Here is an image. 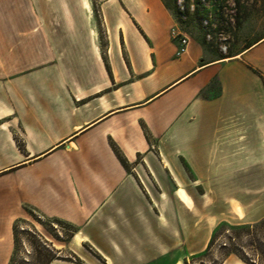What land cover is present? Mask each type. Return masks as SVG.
<instances>
[{"label":"crops","instance_id":"0c3cea01","mask_svg":"<svg viewBox=\"0 0 264 264\" xmlns=\"http://www.w3.org/2000/svg\"><path fill=\"white\" fill-rule=\"evenodd\" d=\"M118 2L120 75L108 71L98 45L89 73H68L63 59L41 72L7 73L0 64V264L10 261L15 220L30 209L73 226L74 238L106 264H164L163 249L178 245V224L157 212L167 202L155 183L162 187L168 177L177 201L192 207L179 162L199 175L222 145L238 143L226 130L260 127L263 110L244 89L247 72L220 75L219 93H204L219 67L240 61L241 71H264V35L208 60L190 38L187 53L176 57L175 18L163 0ZM123 48L138 58L130 63Z\"/></svg>","mask_w":264,"mask_h":264},{"label":"rangeland","instance_id":"374dc122","mask_svg":"<svg viewBox=\"0 0 264 264\" xmlns=\"http://www.w3.org/2000/svg\"><path fill=\"white\" fill-rule=\"evenodd\" d=\"M166 1L178 5L176 12L169 9L175 18L170 35L172 28H178L197 40L206 60L233 55L264 35V0ZM121 10L118 0H0L3 71L41 72L63 59L68 73H89L98 45L108 71L115 68L120 75L115 37ZM122 56L130 63L138 58L124 48ZM238 65L240 61L219 67L204 96L219 93L220 75L247 72L244 89L263 110L260 127L226 130L228 138L238 143L222 145L217 158L197 169L199 175L179 162V182L192 196V207L177 201L168 177H162V187L155 183L157 194L167 202L157 212L165 222L178 224V245L163 249L164 264H247L238 256L241 253L255 264H264V225L253 228L259 230L255 244L244 229L235 228L264 218V71L250 67L241 71ZM140 161L129 163L130 170ZM163 189L168 192L161 193ZM15 222L17 242L8 264H43L52 256L78 264H106L107 259L98 257L81 236L74 238L76 229L64 222L31 209ZM218 223L217 237L209 245Z\"/></svg>","mask_w":264,"mask_h":264},{"label":"trees","instance_id":"16d2710c","mask_svg":"<svg viewBox=\"0 0 264 264\" xmlns=\"http://www.w3.org/2000/svg\"><path fill=\"white\" fill-rule=\"evenodd\" d=\"M163 2H164V4H165V6L168 8V9H170V10H173V11H175L176 12V10H178V5H177V1H176V4L174 5V7H172V6H170L168 3H167V1L166 0H163ZM250 47V46H249ZM112 147H113V149H114V151L116 152V154H117V156L120 158V160L122 161V163H124V164H126L127 162H126V160H125V158L123 157V155H122V152H121V150L120 149H118L117 148V146L114 144V143H112ZM54 220H57V221H60V220H58V219H54ZM62 222V221H61ZM65 223V222H64ZM67 224V223H66ZM69 225V224H68ZM261 225H264V218L263 219H261V220H259V221H257V222H255V223H252V224H250V223H244V224H241V225H236L235 226V228L236 229H244L250 236H251V240L253 241V243L255 244V243H257V239H258V237H257V235H258V232H259V230L258 229H256L255 231H254V227H259V226H261ZM71 226V225H70ZM221 226V223L220 224H218L217 226H216V228L214 229V231H213V234H212V237H211V239H210V242H209V245H210V243L213 241V240H215V238L217 237V230L219 229V227ZM73 227V226H72ZM76 231V230H75ZM17 222L14 224V239H15V243L17 242ZM239 255H241L240 257H241V259L245 262V263H247V264H255L252 260H250L248 257H246L244 254H238V256ZM54 259H56V257H54V256H52V257H48L45 261H44V263L43 264H50ZM12 260V259H11Z\"/></svg>","mask_w":264,"mask_h":264},{"label":"built area","instance_id":"2783aa9c","mask_svg":"<svg viewBox=\"0 0 264 264\" xmlns=\"http://www.w3.org/2000/svg\"><path fill=\"white\" fill-rule=\"evenodd\" d=\"M171 36L173 39L178 41V48L176 51L177 56H182L187 53L188 47L190 45V37L185 32H182L178 28H172Z\"/></svg>","mask_w":264,"mask_h":264}]
</instances>
